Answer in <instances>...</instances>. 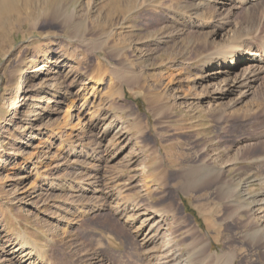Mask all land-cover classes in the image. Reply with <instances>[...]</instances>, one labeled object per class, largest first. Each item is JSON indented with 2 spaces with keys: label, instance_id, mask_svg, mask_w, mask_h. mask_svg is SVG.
Instances as JSON below:
<instances>
[{
  "label": "rangeland",
  "instance_id": "1",
  "mask_svg": "<svg viewBox=\"0 0 264 264\" xmlns=\"http://www.w3.org/2000/svg\"><path fill=\"white\" fill-rule=\"evenodd\" d=\"M116 2L57 0L56 20L44 9L0 51V264H20L8 245L22 237L56 264H163L178 250L264 264L244 236L257 222L245 206L264 195V64L249 94L218 99L242 70L207 78L206 61L262 50L264 2L137 0L110 18ZM147 209L165 222L145 223Z\"/></svg>",
  "mask_w": 264,
  "mask_h": 264
},
{
  "label": "bare ground",
  "instance_id": "2",
  "mask_svg": "<svg viewBox=\"0 0 264 264\" xmlns=\"http://www.w3.org/2000/svg\"><path fill=\"white\" fill-rule=\"evenodd\" d=\"M56 2L57 0H0V51L3 48V46L11 40L14 33L19 31L17 30V28L18 29L21 28L24 24H29L32 27H34V20L40 18V16L42 15V11L44 9H47V12L48 10H50L49 13L50 16L54 18L53 20H56L57 17L60 15V13H62L61 10H59L58 8V3ZM249 2L255 5L257 3L259 4L264 2V0H249ZM200 5H203V3ZM137 8H138L137 0H117V2L113 3V5L111 6V10L109 11V16L110 18L114 15L117 16L122 15L128 17L130 16L131 13L135 12ZM71 26L73 27V32L75 34L82 32V30L86 31L84 25H80V24L73 25L72 22ZM105 39L109 40L110 34H108L105 37ZM125 45H126V39H125ZM126 50L127 47H125V52ZM247 50L235 49L234 52L233 50L227 51L224 52L222 55H219L218 58L217 57L213 58L208 56L209 58H207L206 61L211 67L213 66L214 69L207 76V78H210L212 76L223 75V74L229 75L234 73V70H242L239 74L235 75L234 73L235 79L233 81L230 80L231 85H229L230 83L228 84L226 83L225 88L220 89L218 93L217 92L215 94L213 93L214 94L213 97H215V95H218L219 96L218 99L219 98L221 99L222 97L220 94L228 93L226 95H229L234 92L240 91V89L242 88H245L246 91L241 93V95L245 96V93L249 94L250 90L247 89L252 88L253 84H255L258 81L259 75L262 72L260 64H264V46L262 50L259 51L253 52ZM120 56H124V55L119 54L118 57ZM174 60L175 58H173V60L171 59V61H169V64L173 63ZM242 64L245 65L243 66ZM239 65L240 66L242 65L241 69L238 67ZM126 74L127 72L125 71V75ZM163 78L167 81V85L172 84L176 81L175 75L169 76V74H167ZM24 79L26 78L24 77ZM125 79H131V78L125 77ZM24 84H25V80L23 85ZM102 86L103 85L101 80H94L93 85L85 86L84 93L81 95V100L83 101L82 105L87 106L90 103L94 104V102L97 99V92L101 89ZM21 93H23V91H21ZM23 104L24 103L22 100V104L20 106H22ZM126 134L127 133H125V135ZM123 137L124 134L122 133V131H120L119 133H117V136L115 138L119 142V140L121 141ZM258 161H264V156L258 159ZM261 183L263 184V194H264V179L262 180ZM261 197L262 198L259 200L252 201L250 206L248 207L245 206L246 209L250 210L252 215H256L257 222L255 224L253 223L254 226L251 229H249L244 234V236L245 239L247 241H250L252 244L255 243L256 240H258L261 244L264 245V195ZM134 208L136 209L137 207ZM122 210H123L122 213L123 216L126 217L127 213H129L130 210L129 203L127 204L125 202V208ZM138 216H148L145 219V223L156 217H159L160 219L159 222H165V216L163 214L151 209L144 210L143 212L141 211L138 214ZM198 248L200 249V247ZM203 249L204 248H202L201 250ZM47 251L48 250L46 249H41L37 247L35 244L32 243V240L30 238L27 239L25 237H22L21 239L16 240L11 244L9 242L8 245V253L17 260L16 263H20V264H56L50 258ZM193 251L194 252L191 251L185 253L186 255H183V253L179 252V250L176 251V253L172 252L171 255H166L165 257H163L164 261L166 260L163 264H169V263L170 264H211V263L213 264L212 261H214V263L216 262L215 260H211L213 259V257L211 258V255H206L205 257H201L199 261H196L197 257L199 256L194 253H198L197 252L198 250H193ZM234 260L235 259L232 254L224 253L221 258H218L216 264H233Z\"/></svg>",
  "mask_w": 264,
  "mask_h": 264
}]
</instances>
